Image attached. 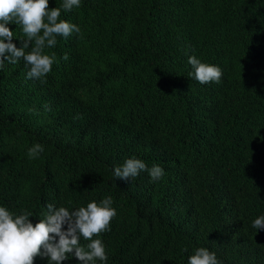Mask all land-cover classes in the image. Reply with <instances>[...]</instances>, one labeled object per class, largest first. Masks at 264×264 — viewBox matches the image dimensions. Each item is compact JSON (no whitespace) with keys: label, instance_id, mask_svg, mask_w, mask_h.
Segmentation results:
<instances>
[{"label":"trees","instance_id":"1","mask_svg":"<svg viewBox=\"0 0 264 264\" xmlns=\"http://www.w3.org/2000/svg\"><path fill=\"white\" fill-rule=\"evenodd\" d=\"M61 18L81 31L46 50V83L23 61L0 70V206L36 223L49 203L110 195L106 264H188L198 247L264 264V230L251 227L264 216V0H81ZM189 56L221 82L190 78ZM132 157L164 177L115 180Z\"/></svg>","mask_w":264,"mask_h":264},{"label":"clouds","instance_id":"2","mask_svg":"<svg viewBox=\"0 0 264 264\" xmlns=\"http://www.w3.org/2000/svg\"><path fill=\"white\" fill-rule=\"evenodd\" d=\"M80 6L81 0H62L60 7H49V0H0V70L5 62L23 61L28 68L26 78L46 83L57 62L55 53L48 54L46 50L57 45L58 37L67 39L81 31L77 24L62 19V12ZM9 24L20 29L19 47L13 43L16 38ZM62 59L67 60V54ZM188 64L191 66L188 76L200 84L221 82L223 71L219 66L202 63L195 56H189ZM44 107L51 110L48 105ZM29 111L35 112V109ZM43 151L44 146L36 143L27 155L37 159ZM142 171H147L153 181L165 175L159 165L148 168L143 160L132 157L115 167L113 176L115 180L129 181ZM112 205L110 195L99 203L92 201L74 210L49 203L36 223L30 219L33 217L30 211L17 214L0 206V264H34L37 257L47 264H64L70 257L78 264H106V247L98 237L111 230V220L117 215ZM251 227L264 230V216L256 218ZM82 239L87 243L82 245ZM188 264H221V261L215 252L198 247L188 257Z\"/></svg>","mask_w":264,"mask_h":264}]
</instances>
